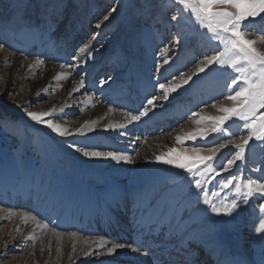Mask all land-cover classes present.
I'll use <instances>...</instances> for the list:
<instances>
[{
    "label": "rangeland",
    "instance_id": "obj_1",
    "mask_svg": "<svg viewBox=\"0 0 264 264\" xmlns=\"http://www.w3.org/2000/svg\"><path fill=\"white\" fill-rule=\"evenodd\" d=\"M8 5L9 0L0 4V44L5 46L0 50V208L29 211L54 225L67 215V211L73 210L74 214L83 211L84 217H81L79 226L93 228L94 231L81 232L68 225L57 230L94 238L98 235L102 237L100 227L105 224L103 228L111 230L121 217L124 221H131L130 211L138 204L135 196L141 194L145 200L140 206L143 215L147 216L141 217L139 224L148 222L153 227L159 226L161 221L164 226V222L167 224L166 220H170L165 214L148 215L167 207L166 212L179 219L177 222H186L191 227L210 226L226 250H231L234 256L242 252L238 256L239 263L264 264V235L255 231L260 219H264V214L259 211V204L264 200L251 199L232 216H217L209 205L203 203V192L194 188L191 178L182 170L163 164L155 170L136 174L130 164L127 169H116L113 168L114 164H119L116 161L81 157L75 150V147H80V152L116 151L136 157L148 141L182 135L187 125L194 124L193 112L203 110V114H217L209 105L217 98L222 99L220 93L225 83L230 82L229 76L206 70L193 77L189 85L173 93L167 102L156 101V107L151 110L156 112L155 117L116 131H83V134L76 131L60 137L27 116L29 111H45L53 102L52 88L47 92L29 94L28 97L24 95L34 79L45 73L46 66H51V70H64L77 82L80 77L84 78L85 86L74 98L94 96L96 102L105 108L133 114L142 110L153 95H161L159 83L171 80L180 72L193 71L206 54H212V49L192 24L179 18L174 0H73L64 22L52 29L41 24V18L31 11L25 14L27 22L9 23L12 12ZM113 7L117 11L103 21L100 28H96V23L102 21ZM52 11L55 12V9ZM173 15L178 16L177 21L171 19ZM248 38L257 40L259 37L250 34ZM176 40L181 43L173 46ZM88 43L91 48L87 59L82 56L79 61L74 60L73 56ZM261 45L264 44L258 47ZM166 46L170 47L167 54L162 51ZM165 56L169 59L168 64L163 63ZM37 59L45 61L39 72L30 75L34 78L17 87L22 69L29 64L31 66ZM15 62L20 64V68L16 78L12 77L8 84L10 75L6 72L8 68H13ZM61 64L65 65L63 69ZM225 71L235 75L230 69L220 70ZM101 82L105 83L101 86ZM55 90L57 94L61 92V89ZM145 90L147 93H143ZM53 109L52 117L45 119H53L62 126L66 119L77 121L83 114L75 104L70 109L59 105L48 111ZM232 131L239 133L240 129L234 125ZM72 142H75V147L70 146ZM196 143L201 141L198 139ZM230 151H235L231 145L218 154L213 162L215 168H220ZM172 158H176L175 154ZM154 162L155 158L150 161L149 169ZM259 170H264V146L251 142L244 161H238L229 172H222L204 188L219 193L213 203L220 206L234 197V187L220 188L225 177L235 174L237 177L257 178L261 175ZM211 176V173L207 174L208 179ZM238 182L234 181V184ZM33 187L42 188L43 194L40 192L32 196ZM5 188L8 195H12L13 191L29 193L30 197L39 195L34 198L37 204L29 210L22 208L18 201L23 198L19 196L17 206H10L4 202L7 199ZM83 220L86 223H82ZM8 225L0 222V237ZM171 229L176 231V224L162 227L161 231L170 233ZM10 237L5 240L6 246L0 239V264L33 263L34 240L24 238L12 242L17 235L13 233ZM158 238H163L162 232ZM187 248L194 250L193 246ZM202 249L197 246L193 253L202 258ZM85 262L81 260L78 264Z\"/></svg>",
    "mask_w": 264,
    "mask_h": 264
},
{
    "label": "snow or ice",
    "instance_id": "obj_2",
    "mask_svg": "<svg viewBox=\"0 0 264 264\" xmlns=\"http://www.w3.org/2000/svg\"><path fill=\"white\" fill-rule=\"evenodd\" d=\"M3 2L4 0H0V4ZM72 2L73 0H9L8 7L12 15L8 22H27L25 14L31 11L37 13L38 17L41 18V24L52 29L64 22ZM174 3L178 6L179 18L194 26L197 33L212 49V54H206L190 73L180 72L171 80L159 83L158 88L161 95H153L138 113H124L125 122L110 123L105 127V131L124 129L129 123L139 122L142 117H147L149 112L156 107V101L167 102L173 93L189 85L193 81V77L205 73L206 70L211 69L212 72L229 76L230 82L225 83L224 89L220 93L222 99L217 98L215 103L209 105L216 110L217 114H203V110L193 112L192 123L196 127L184 132L183 135L175 136V142L181 145L179 151L175 147H169L167 151L155 155V162L169 165L187 173L194 188L203 192V203L209 205L212 212L217 216H232L242 204H248L249 200H264V170H259L261 175L257 178L237 177L235 174L230 178L225 177L220 188L234 187V197L228 203L222 202L220 206L213 203V199L219 193L216 191L209 192L204 188V185L211 183V180L220 176L222 172H229L238 161H244L246 150H249L251 142L264 146V49L258 47L259 44H264V0H174ZM147 7L146 3L145 8L147 9ZM53 8L55 12L52 11ZM116 11L117 9L113 7L107 15H104L102 21L96 23L95 27L100 28L103 21H107L109 16ZM171 19L177 21L178 16L173 15ZM70 23L71 20L69 19ZM250 34H256L259 38L257 40L249 39ZM180 43V40H176L173 46ZM4 47V44H0V50H3ZM90 48V43L85 44L79 49V54L73 56V59L79 61L82 56L87 59ZM162 51L167 54L170 47L166 46ZM44 63V60L37 59L31 67L35 68ZM163 63H169L167 56H165ZM214 65L215 68L212 67ZM60 67L63 69L65 65L61 64ZM68 67L75 66L69 65ZM221 69H230L231 73H235V75L226 71L220 72ZM54 79L59 81L67 79V77L63 73H59ZM105 82H101V86ZM84 86L85 80L80 77L78 85L73 91H78ZM54 111L55 109L43 112L29 111L27 116L35 123L46 126L60 137L71 135L68 128L55 123L53 119H45V117H52ZM109 111H113V109H109ZM96 123V121L85 122L82 128L77 129V133L83 134V129L94 131L93 126ZM234 125L240 129L239 133L232 131ZM198 139L201 143H196ZM186 141L192 143L186 144ZM229 145L235 151L229 152L226 161L221 164L219 169L215 168L213 162L217 159L218 154L223 149H227ZM70 146L75 147V142H72ZM252 146L255 147V145ZM75 150L77 152L82 151L80 147H75ZM174 154L175 159L172 158ZM83 156L132 163L131 156L116 151L83 150ZM254 171L257 170L254 169ZM208 173L212 174L211 179L207 178ZM238 180L239 182L234 184V181ZM3 211L5 209L0 208V212ZM259 211L264 214V202L259 204ZM17 214L25 225L31 221L35 228L45 232L50 231L58 240L64 239V232L57 231L54 224L44 222L38 215L29 212ZM12 215L14 213L8 211L7 218H11ZM15 231H19V228H15ZM255 231L264 235V219H260ZM67 235L72 241L79 238L76 232ZM33 239L35 238L33 237ZM84 243L92 244L96 249H105L108 241L101 237L93 240L84 239ZM125 247H130L134 252L139 251L137 247L132 245L113 243L106 248V252L108 255H112L118 249ZM49 251H51L50 246ZM59 251L58 248L57 252ZM71 251L76 252L75 243L72 244ZM41 252H43V248ZM95 254L102 253L97 252ZM85 255L91 256L93 252L86 251ZM196 255L198 254L194 252L193 257ZM69 259L72 257L69 256ZM192 264H196L195 259H193Z\"/></svg>",
    "mask_w": 264,
    "mask_h": 264
},
{
    "label": "bare ground",
    "instance_id": "obj_3",
    "mask_svg": "<svg viewBox=\"0 0 264 264\" xmlns=\"http://www.w3.org/2000/svg\"><path fill=\"white\" fill-rule=\"evenodd\" d=\"M260 48L264 49V45H261ZM5 56L9 55L6 54ZM5 68L7 69V67ZM19 68L20 64L18 62L14 63L12 69L8 68L9 70L6 72L10 75L8 84L11 82L12 77H14V79L16 78L15 75ZM51 68V66H46V68L44 69L45 73L39 75L37 78L34 79L33 83L29 86V90L25 92L24 95L28 97L29 94L34 95L40 92H47L48 89L52 88L53 102L47 109L45 108L47 111L59 105L65 106L67 109L72 108L74 104L79 106L83 111L82 116L77 121L66 119L65 122H63V126L61 125L62 127L68 128L71 134L76 132L78 128H82L85 122H97L93 126L95 129L94 131H88L87 129H83V131L89 133L105 131V127L110 123L116 124L125 122L124 113L116 112L114 110L109 111L108 108L99 105L96 102V98L94 96H87L83 98L78 97L77 99L74 98V95L78 94L83 88H80L78 91H73V89L77 87L78 82L72 80L69 73L65 72L64 70H62V72L54 69L51 70ZM40 69L41 65L33 68L29 64L28 66L24 67L22 69L21 75L18 77L19 83L16 86L20 87L24 85L25 82L29 81V78H34L30 75L37 74ZM59 73H63L67 77V79H61L59 81L54 79V77ZM54 89H61V92L57 94L56 90L55 92L53 91ZM147 90H145V92L143 93H147ZM152 94L155 93L152 92ZM137 96L138 98H140L139 95ZM89 97H91V99H89ZM214 111L216 112L215 109ZM155 115L156 112L150 111L147 117L141 118V121L146 122L149 119L155 117ZM135 123L138 122L129 123L127 124L126 128L133 127ZM195 127L196 125L194 124L187 125L183 133L192 130ZM133 131H135V129H133ZM146 143L147 144L139 152V155L136 157H132V163H126L121 161L118 162L119 164H114L113 168L127 169L130 164L131 168L134 169L133 173L139 174L149 172L153 169L155 170L157 168H160L161 165H163V163L154 162L153 164H151L152 169H149V163L152 159L155 158V155L167 151L169 147H175L177 148V150L180 149L179 144L175 142V135H171L165 140H154L148 141ZM77 154H79V156L81 157H85L83 156V152H77ZM148 159L151 160L149 161ZM31 189H35L32 190V196L37 193L40 194V192H42L36 187H33ZM4 191L6 192L7 188H5ZM4 195L7 196V199L3 201L6 204L9 203L10 206L14 207V203H16V200L19 196L23 198L27 195L29 196V193L27 194L22 193L20 191H13L12 195H8L7 192L4 193ZM37 197L32 198L34 199ZM43 198L44 197H42L41 199ZM135 200L138 201V204H136L134 208L132 207L133 209L130 211V217L132 219L131 221H124V217H119L120 219H116L117 222L111 230L103 228L106 224L103 227H100V229L103 233L102 238L108 241L106 248L111 246L113 243H124L126 245H132L133 247H137L139 251L136 252L132 251L130 247H125L123 249H118L117 252L112 255H108L106 252V248L96 249L94 245L84 243V239L93 240L101 238L98 237L99 235L94 238L78 236L79 238L76 241H72L65 233L64 239L62 241L58 240L52 235L50 231L45 232L39 228H35V225L31 221H29V223L25 225L21 220V217L17 214L21 212L15 210L11 211L12 213H14L11 218H7V213L10 210L0 212V222H6L9 224L8 228L2 232L0 239H2V243L4 246L5 240L10 239V235H12L13 233L17 235V238H15L12 242L24 238H30L34 240V254L33 256H31V258L34 260L33 263L31 262V264H78V262L81 260H86V264H192L193 259H195L196 264H205L206 261L209 262V264H243L242 262L239 263L238 261V256H240L242 252H238L237 256H234L231 250H226L222 243L217 240L218 236L213 230L210 229V226L206 227L205 224L201 227H191L187 225L186 222H177L179 221V219H175V217H171L170 215H168L165 210V208L167 209V207H162L160 210L154 211L153 214L151 213L150 215H148V217L151 215L157 216L159 214H165L170 220L173 221L166 220L167 224L166 222H164V226L160 221L159 226L155 225L153 227L149 226L147 224L148 222L146 224L141 223L142 225L139 224L138 220L141 217L147 216V214L143 215L144 211L143 208L140 206L144 202L145 197L141 194H137L135 196ZM34 201L37 202L36 199H34ZM20 205L22 204L19 203V206ZM72 211H67V215L59 219H62L61 221L58 222L57 220V222H55L56 230L60 228L65 229L67 228V226H62L68 225V227H73L77 231L81 232L87 233L94 231L93 228L87 229L85 228V226H79V222H81V217H84V215L82 214L83 211L76 214H74ZM52 215L53 214H51V219L54 218V216ZM52 222L54 221L52 220ZM82 223H86L85 220H83ZM175 224L177 227L176 231L174 229H171L170 233H166L165 230L161 231L162 227L166 228L168 226H174ZM15 228H19V231H15ZM34 228L35 231H33ZM160 232H162L163 238H158ZM33 237L35 239H33ZM73 243H75L76 245L75 253L71 251V246ZM49 246L51 247V251H49ZM187 246H193L194 250L197 246H201L203 248L201 253L203 257H193L194 250H189ZM42 248L43 252H41ZM58 248L60 249L59 252H57ZM86 251H92L93 255L86 256ZM97 252H100L102 254H95ZM69 256H71L72 259H69Z\"/></svg>",
    "mask_w": 264,
    "mask_h": 264
}]
</instances>
